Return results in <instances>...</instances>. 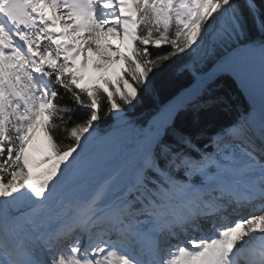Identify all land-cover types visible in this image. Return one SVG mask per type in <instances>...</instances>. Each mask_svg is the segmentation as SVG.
<instances>
[{
    "label": "snow or ice",
    "instance_id": "obj_1",
    "mask_svg": "<svg viewBox=\"0 0 264 264\" xmlns=\"http://www.w3.org/2000/svg\"><path fill=\"white\" fill-rule=\"evenodd\" d=\"M0 264H264V0H0Z\"/></svg>",
    "mask_w": 264,
    "mask_h": 264
},
{
    "label": "trees",
    "instance_id": "obj_2",
    "mask_svg": "<svg viewBox=\"0 0 264 264\" xmlns=\"http://www.w3.org/2000/svg\"><path fill=\"white\" fill-rule=\"evenodd\" d=\"M179 83L189 86L185 80H181ZM217 83H220V92L218 94L224 97L225 103L212 105L206 109L199 110L198 113H193L192 111L181 113L177 118L178 126L189 127L195 116L197 117L196 126L203 129L205 137H207L230 125L237 119L241 111L248 108L240 88L232 77L224 75ZM164 102L166 103L167 100L165 99ZM157 107V103L145 100L133 110L132 115H143V120H145L155 112ZM101 126L105 127L103 124Z\"/></svg>",
    "mask_w": 264,
    "mask_h": 264
},
{
    "label": "rangeland",
    "instance_id": "obj_3",
    "mask_svg": "<svg viewBox=\"0 0 264 264\" xmlns=\"http://www.w3.org/2000/svg\"><path fill=\"white\" fill-rule=\"evenodd\" d=\"M239 84H240V83H239ZM240 85H241V84H240ZM242 91H243L244 96H245L246 99L248 100V102L251 103L250 100H249V98H248V95H247V93L244 91L243 87H242ZM132 118L135 119V117H134L133 115H132Z\"/></svg>",
    "mask_w": 264,
    "mask_h": 264
},
{
    "label": "bare ground",
    "instance_id": "obj_4",
    "mask_svg": "<svg viewBox=\"0 0 264 264\" xmlns=\"http://www.w3.org/2000/svg\"><path fill=\"white\" fill-rule=\"evenodd\" d=\"M239 83V82H238ZM240 85V84H239ZM240 87L242 88V86L240 85Z\"/></svg>",
    "mask_w": 264,
    "mask_h": 264
}]
</instances>
